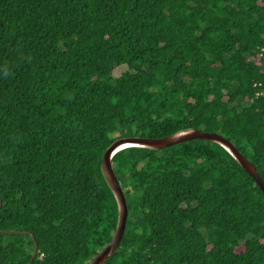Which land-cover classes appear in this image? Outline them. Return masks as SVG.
<instances>
[{"label":"trees","instance_id":"trees-1","mask_svg":"<svg viewBox=\"0 0 264 264\" xmlns=\"http://www.w3.org/2000/svg\"><path fill=\"white\" fill-rule=\"evenodd\" d=\"M262 47L264 0H0V229L34 235L31 264H86L115 232L118 137L217 132L264 180ZM111 164L128 214L103 264H264V194L220 144ZM33 248L0 233V264Z\"/></svg>","mask_w":264,"mask_h":264},{"label":"water","instance_id":"water-1","mask_svg":"<svg viewBox=\"0 0 264 264\" xmlns=\"http://www.w3.org/2000/svg\"><path fill=\"white\" fill-rule=\"evenodd\" d=\"M196 139L216 142L223 146L233 156V158L238 162V164L256 181L257 185L264 194V180L257 172L255 165L243 153H241L230 140L225 138L220 133L200 129H187L162 137H118L105 149L100 162L102 174L117 202L118 216L115 232L111 240L106 245H104L102 249H100L86 264L104 263V261L113 253V251L117 248L118 244L120 243L127 221V201L124 195V191L113 170L111 164L112 156L117 151L129 146L162 149ZM0 233L31 235L34 242V248L32 251V256L27 263L31 264L32 259L36 256L37 253V242L35 240L34 235L28 230L16 229H0Z\"/></svg>","mask_w":264,"mask_h":264},{"label":"rangeland","instance_id":"rangeland-1","mask_svg":"<svg viewBox=\"0 0 264 264\" xmlns=\"http://www.w3.org/2000/svg\"><path fill=\"white\" fill-rule=\"evenodd\" d=\"M125 69H126L125 66H121V67L117 68V69L114 71V73H115L116 75H119L121 72L125 71Z\"/></svg>","mask_w":264,"mask_h":264},{"label":"built area","instance_id":"built-area-1","mask_svg":"<svg viewBox=\"0 0 264 264\" xmlns=\"http://www.w3.org/2000/svg\"><path fill=\"white\" fill-rule=\"evenodd\" d=\"M261 51H264V48L262 47L261 48ZM264 93V89L262 90V93L261 94H263Z\"/></svg>","mask_w":264,"mask_h":264}]
</instances>
